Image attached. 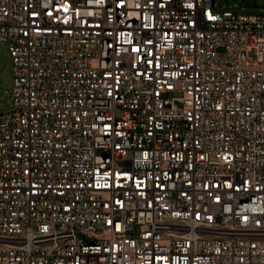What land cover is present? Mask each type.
<instances>
[{
    "label": "built area",
    "instance_id": "2783aa9c",
    "mask_svg": "<svg viewBox=\"0 0 264 264\" xmlns=\"http://www.w3.org/2000/svg\"><path fill=\"white\" fill-rule=\"evenodd\" d=\"M0 44V264H264V13L0 0Z\"/></svg>",
    "mask_w": 264,
    "mask_h": 264
},
{
    "label": "rangeland",
    "instance_id": "374dc122",
    "mask_svg": "<svg viewBox=\"0 0 264 264\" xmlns=\"http://www.w3.org/2000/svg\"><path fill=\"white\" fill-rule=\"evenodd\" d=\"M223 9L246 15L264 13V0H216ZM12 61L5 44H0V111L8 110L11 104ZM173 97L180 98V94ZM181 106L179 102L176 103ZM81 237L80 235H78Z\"/></svg>",
    "mask_w": 264,
    "mask_h": 264
}]
</instances>
